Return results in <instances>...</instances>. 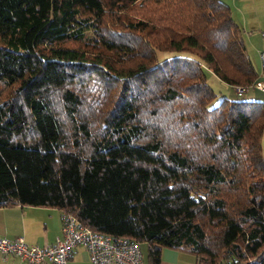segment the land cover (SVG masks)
Instances as JSON below:
<instances>
[{"label":"trees","instance_id":"16d2710c","mask_svg":"<svg viewBox=\"0 0 264 264\" xmlns=\"http://www.w3.org/2000/svg\"><path fill=\"white\" fill-rule=\"evenodd\" d=\"M206 69L258 79L224 0H0V208L264 264V103L212 104Z\"/></svg>","mask_w":264,"mask_h":264},{"label":"built area","instance_id":"2783aa9c","mask_svg":"<svg viewBox=\"0 0 264 264\" xmlns=\"http://www.w3.org/2000/svg\"><path fill=\"white\" fill-rule=\"evenodd\" d=\"M264 74V50L260 52ZM238 95L248 88L264 92V80L250 86H234ZM61 234L53 244L42 247L27 244L21 237L13 240L0 237V255L12 254L24 264H69L77 247L85 249L90 264H144L139 243L124 237L93 231L68 212L61 215Z\"/></svg>","mask_w":264,"mask_h":264},{"label":"crops","instance_id":"0c3cea01","mask_svg":"<svg viewBox=\"0 0 264 264\" xmlns=\"http://www.w3.org/2000/svg\"><path fill=\"white\" fill-rule=\"evenodd\" d=\"M234 4L246 3L248 6L256 2H246V0H227ZM263 2L264 0H259ZM55 208L36 207V206H14L0 208V237L13 240L21 237L27 244L46 247L54 243L55 238L61 234V215L62 212L52 211ZM57 211H59L57 209ZM187 253L171 248L162 251L160 264H189L190 258ZM88 261L87 253L84 248L77 247L72 253L69 264H75L76 259ZM195 263V261H194ZM0 264H24L18 257L7 254L0 255Z\"/></svg>","mask_w":264,"mask_h":264},{"label":"rangeland","instance_id":"374dc122","mask_svg":"<svg viewBox=\"0 0 264 264\" xmlns=\"http://www.w3.org/2000/svg\"><path fill=\"white\" fill-rule=\"evenodd\" d=\"M224 1L231 8L233 20L242 29V37L245 45V50L258 76V80H264V74L262 72L260 61V52L264 50V1L260 2L259 0H246V2L256 3L248 6V4L242 2L238 3L236 8L234 7V4H231V2H228L227 0ZM179 54L183 53L174 51H157L156 57L158 60H163ZM206 81L216 94V97L212 101V104L217 103L221 98L224 97L228 99L259 100L264 103V92H261L255 88H248L244 93L238 95L234 86L221 81L207 69ZM52 211H54V213L58 212V214L59 212H61V210L57 211V209H53ZM140 249L142 252L144 264H148L146 244L142 243L140 245ZM187 254V257L190 258L189 264H195L194 256L190 253ZM75 264L88 263L83 258H77Z\"/></svg>","mask_w":264,"mask_h":264}]
</instances>
